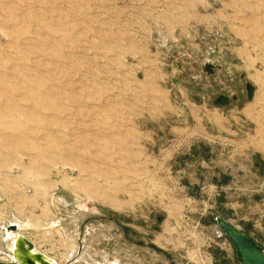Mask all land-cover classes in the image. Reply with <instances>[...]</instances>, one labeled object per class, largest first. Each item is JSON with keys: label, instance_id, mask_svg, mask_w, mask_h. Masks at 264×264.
I'll use <instances>...</instances> for the list:
<instances>
[{"label": "rangeland", "instance_id": "374dc122", "mask_svg": "<svg viewBox=\"0 0 264 264\" xmlns=\"http://www.w3.org/2000/svg\"><path fill=\"white\" fill-rule=\"evenodd\" d=\"M264 251V0H0V260L241 264Z\"/></svg>", "mask_w": 264, "mask_h": 264}, {"label": "water", "instance_id": "95a60500", "mask_svg": "<svg viewBox=\"0 0 264 264\" xmlns=\"http://www.w3.org/2000/svg\"><path fill=\"white\" fill-rule=\"evenodd\" d=\"M217 222L234 245L241 264H264V251L250 236L222 218H218ZM0 264L12 263L0 261Z\"/></svg>", "mask_w": 264, "mask_h": 264}, {"label": "bare ground", "instance_id": "6f19581e", "mask_svg": "<svg viewBox=\"0 0 264 264\" xmlns=\"http://www.w3.org/2000/svg\"><path fill=\"white\" fill-rule=\"evenodd\" d=\"M7 236L8 238H12V244L10 246L11 259L8 261V263L54 264L52 259L37 251L34 245L21 234L10 235V233L7 232Z\"/></svg>", "mask_w": 264, "mask_h": 264}]
</instances>
